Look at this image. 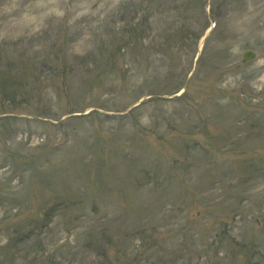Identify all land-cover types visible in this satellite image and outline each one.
Instances as JSON below:
<instances>
[{
  "label": "rangeland",
  "instance_id": "374dc122",
  "mask_svg": "<svg viewBox=\"0 0 264 264\" xmlns=\"http://www.w3.org/2000/svg\"><path fill=\"white\" fill-rule=\"evenodd\" d=\"M0 264H264V0H0Z\"/></svg>",
  "mask_w": 264,
  "mask_h": 264
},
{
  "label": "water",
  "instance_id": "95a60500",
  "mask_svg": "<svg viewBox=\"0 0 264 264\" xmlns=\"http://www.w3.org/2000/svg\"><path fill=\"white\" fill-rule=\"evenodd\" d=\"M254 57H255V52L253 50H247L244 53V59H246V60H250V59H252Z\"/></svg>",
  "mask_w": 264,
  "mask_h": 264
}]
</instances>
